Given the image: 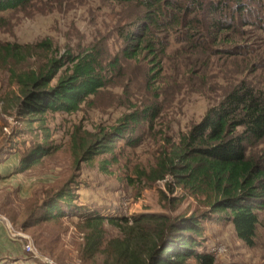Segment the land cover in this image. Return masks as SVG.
Instances as JSON below:
<instances>
[{
	"label": "trees",
	"instance_id": "obj_1",
	"mask_svg": "<svg viewBox=\"0 0 264 264\" xmlns=\"http://www.w3.org/2000/svg\"><path fill=\"white\" fill-rule=\"evenodd\" d=\"M38 1L0 0V28L6 26L7 14L26 10ZM106 1L137 13L134 18L115 19L111 31L121 50L112 58H108L107 39L65 51L50 38L0 43V74L6 72L18 91L16 115L41 138L20 158L16 174L59 151L48 126L49 116L73 115L93 106L121 75L124 60L145 61L149 69L146 87L157 92L168 61L187 51L243 59L264 53V0ZM253 40L256 48L250 46ZM257 57L264 67V55ZM32 61L36 67L29 65ZM161 113L157 104L134 105L114 126L99 132L85 131L82 124L74 126L70 139L75 172L43 199L24 229L75 216L83 233L82 264H187L189 260L216 264L215 255L204 250L201 227L213 214L232 224L238 238L253 247L259 213L264 210V148L256 157L250 149L264 143V88L246 80L183 134L172 153L159 160L157 169L138 174L139 180L149 182L172 176L177 187L205 196L211 214L202 218H171L161 213L108 216L78 204L82 165L107 156L98 167L108 173L111 162L118 161V142L137 147L143 137L141 129L145 125L152 129ZM13 149L10 153H15ZM107 224L118 230L116 236L109 237Z\"/></svg>",
	"mask_w": 264,
	"mask_h": 264
},
{
	"label": "rangeland",
	"instance_id": "obj_2",
	"mask_svg": "<svg viewBox=\"0 0 264 264\" xmlns=\"http://www.w3.org/2000/svg\"><path fill=\"white\" fill-rule=\"evenodd\" d=\"M136 15L133 8L123 9L106 0H41L26 10L6 15L8 22L0 28V43H33L50 38L65 51L107 39L108 58H112L121 50L120 41L113 38L111 31L115 19ZM249 43L256 48L254 40ZM257 56L243 59V56L235 58L187 51L181 58L168 61L157 92L146 87L149 69L145 61L124 60L121 75L95 99L93 106H86L82 112L73 115L49 116L48 126L60 149L23 174L15 173L19 160L41 138L39 133L29 131L31 127L27 126L26 120L16 115L17 87L9 75L2 72L0 174L3 171L4 177L0 178V218H5L12 226V229L8 228L4 222L9 244L17 246L12 240L20 243L16 252L22 253L19 257L22 262L18 264H82L79 251L83 233L75 216L29 229H24V223L48 194L61 188L74 174L70 139L74 126L82 124L85 131L99 132L114 126L134 105L157 104L162 113L152 129L149 125L141 129L139 134L143 137L137 147H124L122 141L118 142L115 151L118 161L111 162L108 173L98 167L107 156L82 165L78 204L98 209L108 216L161 213L171 218L185 215L202 218L205 213L211 214L205 196H194L177 187L172 176L149 182L146 178L139 180L138 174L143 171L149 174L157 169L159 160L172 153L180 137L242 81L264 88V67ZM33 61L29 65L36 67ZM11 147H15V153H10ZM263 148L264 143L257 145L250 149V154L256 157ZM259 214L253 247L241 241L234 226L220 220L218 215L213 214L211 219L202 221L204 250L215 255L216 264H264V210ZM106 230L109 237L118 234V230L109 224ZM29 242L35 253L26 250ZM38 244L46 251H41ZM187 264L196 262L189 260Z\"/></svg>",
	"mask_w": 264,
	"mask_h": 264
},
{
	"label": "crops",
	"instance_id": "obj_3",
	"mask_svg": "<svg viewBox=\"0 0 264 264\" xmlns=\"http://www.w3.org/2000/svg\"><path fill=\"white\" fill-rule=\"evenodd\" d=\"M5 171L7 170L5 169ZM6 173L7 172H5V174ZM2 174H3V171H1L0 178L4 177V175ZM7 239H10V238L7 235L5 224L4 222L1 221V218H0V262H9L11 260H12L11 262L12 264H18L22 262L21 258H19L20 255H22V253L16 252V251H19L20 249L19 248L20 243L11 239L13 242L17 243V246H13L9 244ZM21 250H22V246H21ZM10 255L13 257H11Z\"/></svg>",
	"mask_w": 264,
	"mask_h": 264
},
{
	"label": "built area",
	"instance_id": "obj_4",
	"mask_svg": "<svg viewBox=\"0 0 264 264\" xmlns=\"http://www.w3.org/2000/svg\"><path fill=\"white\" fill-rule=\"evenodd\" d=\"M1 221H2V222H6V223L8 224V221H7L5 218H2ZM8 228H11V229H12V226H10V225L8 224ZM25 247H26V250H27L28 252L35 253V252H34V248H33L32 244H31L30 242H29L28 244H26ZM0 264H12V263H9V262H0Z\"/></svg>",
	"mask_w": 264,
	"mask_h": 264
}]
</instances>
